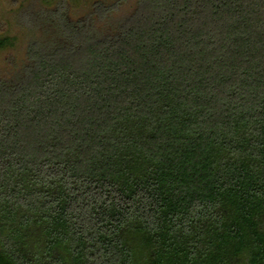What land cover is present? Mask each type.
<instances>
[{"label":"trees","instance_id":"1","mask_svg":"<svg viewBox=\"0 0 264 264\" xmlns=\"http://www.w3.org/2000/svg\"><path fill=\"white\" fill-rule=\"evenodd\" d=\"M107 1L0 76V264H264V0Z\"/></svg>","mask_w":264,"mask_h":264},{"label":"rangeland","instance_id":"2","mask_svg":"<svg viewBox=\"0 0 264 264\" xmlns=\"http://www.w3.org/2000/svg\"><path fill=\"white\" fill-rule=\"evenodd\" d=\"M112 1L108 0L107 4ZM75 4V3H74ZM70 4V14L73 19L84 17L91 3ZM133 5V0H122L119 9L113 16L119 19L126 15ZM40 8V0H0V34H9L18 39L17 47L0 53V76L9 75L23 64L29 41L28 14Z\"/></svg>","mask_w":264,"mask_h":264}]
</instances>
